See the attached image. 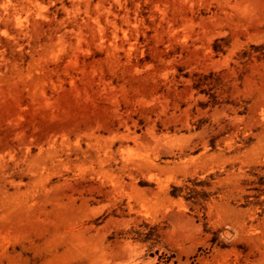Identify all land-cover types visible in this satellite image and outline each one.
Masks as SVG:
<instances>
[{
	"label": "rangeland",
	"instance_id": "1",
	"mask_svg": "<svg viewBox=\"0 0 264 264\" xmlns=\"http://www.w3.org/2000/svg\"><path fill=\"white\" fill-rule=\"evenodd\" d=\"M0 264H264V0H0Z\"/></svg>",
	"mask_w": 264,
	"mask_h": 264
}]
</instances>
